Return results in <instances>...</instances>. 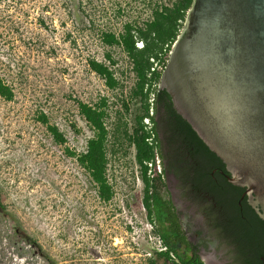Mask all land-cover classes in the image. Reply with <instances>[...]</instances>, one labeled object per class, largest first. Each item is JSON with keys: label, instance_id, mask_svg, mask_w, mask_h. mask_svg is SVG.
<instances>
[{"label": "rangeland", "instance_id": "obj_1", "mask_svg": "<svg viewBox=\"0 0 264 264\" xmlns=\"http://www.w3.org/2000/svg\"><path fill=\"white\" fill-rule=\"evenodd\" d=\"M150 6L142 0H0V78L14 91L11 101L0 95V264H151L155 250L164 249L143 206L145 183L126 136L141 108L133 97L136 77L123 48L101 38L105 30L119 33L125 22L148 18ZM90 59L109 64L119 84L109 88ZM79 102L107 112L110 202L67 155L85 151L95 136ZM42 116L65 144L54 141ZM144 124L151 131L152 121ZM156 142L147 176L165 194Z\"/></svg>", "mask_w": 264, "mask_h": 264}, {"label": "water", "instance_id": "obj_2", "mask_svg": "<svg viewBox=\"0 0 264 264\" xmlns=\"http://www.w3.org/2000/svg\"><path fill=\"white\" fill-rule=\"evenodd\" d=\"M158 87L264 211V0H193Z\"/></svg>", "mask_w": 264, "mask_h": 264}, {"label": "flooded vegetation", "instance_id": "obj_3", "mask_svg": "<svg viewBox=\"0 0 264 264\" xmlns=\"http://www.w3.org/2000/svg\"><path fill=\"white\" fill-rule=\"evenodd\" d=\"M168 107L176 110L172 100H159L154 113L165 180L156 226L179 254L205 264H264V211L255 188Z\"/></svg>", "mask_w": 264, "mask_h": 264}, {"label": "trees", "instance_id": "obj_4", "mask_svg": "<svg viewBox=\"0 0 264 264\" xmlns=\"http://www.w3.org/2000/svg\"><path fill=\"white\" fill-rule=\"evenodd\" d=\"M142 1L144 4L151 5V14L148 18L141 22L132 20L125 22L119 33L105 30L102 32L101 38L107 45H117L123 48L131 61L132 70L136 77L133 97L139 101L141 108L140 113L136 116L135 127L131 133L126 132V136L136 148V161L140 166L142 179L145 183L143 206L147 210L150 221L155 222L156 225V213L159 212L162 197L158 188L151 184L150 178L147 176L148 163L154 159L155 152L154 146L148 141L151 134L146 130L144 119H150L154 123V113L158 101L169 102L172 100L168 91L159 89L158 86L169 53L183 28L193 0H170L169 3L164 1L159 3L157 0ZM140 42L143 44L141 48L137 46ZM107 59L111 61L112 58L108 55ZM89 66L105 80L109 88H115L119 84L109 64L97 59H90ZM0 95L8 101L14 98V91L2 78H0ZM151 95H153L152 98ZM151 99L152 101H150ZM150 108H153L152 115L150 114ZM79 109L95 131V136L88 140L85 151L77 154L67 150V155L75 157L79 165L89 173L92 182L96 185L99 198L104 202H110L115 195V191L107 176L110 134L105 123L107 112L100 106H92L84 102H79ZM168 109L171 108L168 107ZM171 110L180 119H184L176 110ZM41 120L47 126L56 143H66V137L59 131L57 126L51 125L46 116H42ZM185 122L187 121L185 120ZM185 130L192 137L198 135L189 122H187ZM152 131L156 137L155 129L152 128ZM0 206L4 209L1 197ZM155 232L158 234L164 249L158 252L155 250L156 258L152 260L151 264H159V261H161V264H205L200 256L188 257L179 254L170 243L167 231L160 230L157 227ZM16 233H19V231L16 230ZM29 243L34 245L35 241L32 240ZM51 264L58 263L53 261Z\"/></svg>", "mask_w": 264, "mask_h": 264}, {"label": "built area", "instance_id": "obj_5", "mask_svg": "<svg viewBox=\"0 0 264 264\" xmlns=\"http://www.w3.org/2000/svg\"><path fill=\"white\" fill-rule=\"evenodd\" d=\"M143 46V44L141 43V44H139L138 45V47L139 48H141ZM153 109V108H152ZM153 114V110H152V113H151V115ZM150 119H147V123H150ZM149 133L151 134V137L148 139V141H149V143L152 145V146H154V144H153V140H154V138H155V135H154V133H153V131H152V128H151V131H149ZM157 143V142H156ZM158 147L156 148V158H157V162H158V169H159V171L160 172H162V169H161V165H160V163H161V157H160V155H159V152H157L158 150ZM151 163V162H150Z\"/></svg>", "mask_w": 264, "mask_h": 264}]
</instances>
